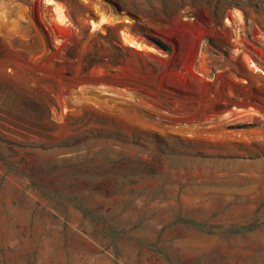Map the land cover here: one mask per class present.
Instances as JSON below:
<instances>
[{
  "label": "rangeland",
  "instance_id": "obj_1",
  "mask_svg": "<svg viewBox=\"0 0 264 264\" xmlns=\"http://www.w3.org/2000/svg\"><path fill=\"white\" fill-rule=\"evenodd\" d=\"M0 264H264V0H0Z\"/></svg>",
  "mask_w": 264,
  "mask_h": 264
},
{
  "label": "water",
  "instance_id": "obj_2",
  "mask_svg": "<svg viewBox=\"0 0 264 264\" xmlns=\"http://www.w3.org/2000/svg\"><path fill=\"white\" fill-rule=\"evenodd\" d=\"M150 39H151L154 43H156L157 45H159L160 47L165 48V45H164L162 42H160L158 39H156V38H151V37H150Z\"/></svg>",
  "mask_w": 264,
  "mask_h": 264
},
{
  "label": "bare ground",
  "instance_id": "obj_3",
  "mask_svg": "<svg viewBox=\"0 0 264 264\" xmlns=\"http://www.w3.org/2000/svg\"><path fill=\"white\" fill-rule=\"evenodd\" d=\"M124 39L128 42V43H130L131 45L134 43V41H132L131 39V37L129 38V36H124ZM135 45V44H134ZM136 45H138V44H136ZM138 47V46H137Z\"/></svg>",
  "mask_w": 264,
  "mask_h": 264
}]
</instances>
